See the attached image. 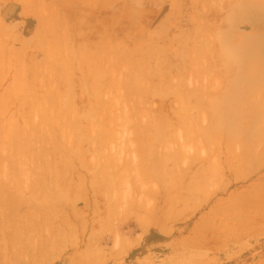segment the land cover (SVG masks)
I'll list each match as a JSON object with an SVG mask.
<instances>
[{
	"label": "rangeland",
	"instance_id": "rangeland-1",
	"mask_svg": "<svg viewBox=\"0 0 264 264\" xmlns=\"http://www.w3.org/2000/svg\"><path fill=\"white\" fill-rule=\"evenodd\" d=\"M57 49L60 53H57ZM173 66L174 68H172ZM96 70L98 71L96 72ZM171 73L173 74L171 75ZM99 76L102 79L101 82ZM128 76L133 80H130ZM97 78L98 81L95 80ZM140 80H142L141 83ZM121 81L126 82L125 86ZM127 81L132 82L129 84ZM100 83L102 84L99 87ZM149 83L151 86L148 85ZM120 84H122V88H120ZM160 84L163 85L160 86ZM165 84L168 89L164 86ZM116 85L120 87L116 88ZM142 85L145 86L142 87ZM149 86L153 89H151L152 92H149L151 95H148L147 92V89H150ZM94 96H97V99L94 98V100ZM24 99L26 100L25 104L23 103ZM34 99L36 102L38 101L39 106ZM39 101L41 102L39 103ZM145 101L148 102L147 106H145ZM186 105L187 107H183ZM35 107L37 108L35 109ZM195 108L198 112L193 111ZM7 109L9 112H6ZM31 109H34L33 112L39 110L40 114H35V112L33 114ZM93 110L96 111L95 114L92 113V116L95 115V119H91L92 116H89ZM44 113H46L45 117ZM51 113L52 115H50ZM42 115L45 119L47 116L52 117L51 122L46 120V124L48 122L49 125V127L46 125V131L41 128L45 124ZM60 115L63 117L60 118ZM56 116H59L61 124L57 123L59 120ZM195 116H199L198 122L195 120ZM98 117L99 120H97ZM189 118L191 119L189 120ZM170 119L176 121V126L161 129L162 120ZM176 119L182 123L179 124ZM15 121L17 124L20 122L19 126L15 124ZM72 122L76 127H73ZM96 124L102 126L97 125L96 127ZM133 125L134 127H132ZM17 126L20 130L15 131L16 128L18 129ZM65 126L66 129H63ZM68 126L74 132L77 130L75 134L73 131H69ZM8 128L14 129L15 135L13 140L7 144L9 147H5L8 149L4 150L2 143ZM92 128L96 130V135H94L95 130L90 132ZM132 129L136 131L132 132ZM24 130L25 132H23ZM173 130L176 133H173ZM43 132H46V136L40 138L47 139L46 145H50L49 148L53 149V152L52 149L49 151L52 154L48 155L47 153L48 157L46 158L45 152H48L49 148L45 146V140H39V136L45 135ZM69 132L73 133V139ZM61 133L65 135V145V142L63 143L65 139L61 140ZM85 133H90L89 140L91 141H83L86 140ZM120 133V136H129L130 134L133 136L132 138H118ZM33 134L39 135H36L38 138ZM67 134L71 135L68 137ZM135 135L138 137L136 138ZM160 135L163 136L162 139H159ZM184 135L186 139H184ZM0 136V143L2 141L0 155L3 158L7 157L8 165H4L7 160H2V157H0V164L8 169L10 165H14L13 169H15L12 172L10 171L12 168H10L9 173H7L8 170L2 173L7 168L0 165L4 170H0V175L3 174L0 177V264H264V0H0ZM70 138L73 141L71 142L73 146L69 145L72 146V150L71 147H68L71 151L67 148L68 141H71ZM123 138H126V142L129 143L121 140ZM52 139H55L54 143L58 139L61 144L58 141L55 144L50 142ZM28 140H31V144ZM158 140L162 141L161 145L156 143ZM131 141L132 145H130ZM14 142L16 143L14 144ZM18 142H23V145ZM41 142L42 144H40ZM100 142H107V144L104 145ZM185 142L187 146H183L186 145ZM124 143L127 147L128 145L131 148L135 145L136 148L140 147L138 150L135 147H133L134 149L129 147L131 150L127 151ZM16 144L23 148L17 146L15 149L14 147V152L12 146H16ZM43 144L46 149L41 147ZM121 144L124 146L122 147ZM36 145L39 146L37 153L42 152L38 149H43L42 156L45 159H39L41 155H36ZM54 145L58 146V149ZM59 146L62 147L59 148ZM98 146L102 151H99ZM106 146L112 147L113 150L112 148L106 149ZM115 146H117L116 149H114ZM119 147H122V149L120 148L121 155H118ZM124 147L126 148L124 149ZM197 147H199L198 150ZM188 148L189 150H187ZM59 149H62L63 152L62 150L60 152ZM146 149L149 155L151 154L147 156L151 163L145 156V154L148 155L147 151H144ZM174 150L178 154V150H180L184 154L183 157L186 156L181 157L179 160L181 163H173L172 159L167 158L169 155L174 156ZM72 151L76 152L75 156L81 152L82 157L77 156V159ZM86 151L87 153H85ZM129 151L131 154L136 152L139 155L135 154L139 158L138 161L136 159L133 161L132 158L135 156L131 154L130 158ZM140 151L141 153H138ZM32 153L33 157L37 158L36 161L32 157ZM55 153H60V158L56 157L58 155ZM92 153L97 154L96 157ZM110 154L114 155L113 158ZM14 155L20 157L17 160L21 159L22 161L24 157L29 160L26 162L24 158L25 163L18 160L22 163L21 165L19 163L21 167L22 165L24 168L27 166L25 169L22 167L24 173L18 163L13 162ZM66 155L68 158L66 157L65 160ZM97 156L98 161H95ZM141 156H145L144 159L146 158L148 164L144 163L145 160L143 162ZM10 157L14 158L11 164H9ZM54 157L55 159H53ZM61 157V161L63 158L65 160L62 163ZM127 158L134 163L137 162L135 163L137 166L130 160L131 164L126 160ZM47 159L51 161V164H54L47 167L50 170L51 167H55L53 169L59 172L53 176L51 173L55 171L48 170L51 175H48L47 172L45 176L42 175L45 182L39 176L42 174L39 170L42 169L41 162H46ZM103 159L105 165H108L105 166L106 168L102 163ZM80 160L83 163H80ZM66 161L68 162L67 166L65 165ZM165 161L168 164L164 165ZM95 162H97V166L93 169V166L96 165ZM109 162L111 165L114 164L112 166L114 169L110 168ZM125 162L132 166L125 167ZM70 163L72 165H68ZM44 164L43 168L46 165ZM90 164L93 165L90 166ZM147 165L150 167V169L147 168L148 171L151 170L148 172L149 177H145L144 174L147 170H143V167L145 168ZM68 166H71L74 171L77 167V171L74 172L69 167L73 171L70 173ZM134 166L142 170L140 171ZM126 168L130 172V168L133 170V178L126 176L133 173L126 171ZM136 170L140 172L141 177ZM143 171L144 173H142ZM19 172L20 176L24 174L27 180L25 178L20 180ZM30 172L31 175L37 173L33 175L36 179L29 175ZM101 172L109 176L106 178V174L104 175L107 181L101 177L103 176ZM181 173H185V177L184 174L181 176ZM4 174H6V178ZM65 175L67 177L71 175L74 180L73 185L72 178L68 180ZM152 175L153 177L157 176L153 179ZM173 175L179 177L177 182L173 180ZM92 176H96V178H90ZM117 176H121L123 179L117 178ZM29 177L32 181L28 180ZM83 178L86 180V187ZM167 178H172V182ZM98 179L99 182H102L101 184L104 183L103 185L107 182L106 185H108L111 182L112 184H109L110 191L104 186L101 188L104 189L103 191L100 187L96 188L94 183L100 185ZM147 179L152 181L149 180L150 183H148ZM58 180L61 184L58 183ZM90 181L95 182L90 183ZM115 181L116 184H114ZM146 181L147 183H145ZM27 182L31 183L26 184ZM44 182L47 185L51 184L49 188L53 191L56 186L58 192L55 193V197L54 194L53 197L51 196V193L55 191L48 192V186H45ZM170 182L175 185H171ZM62 183L64 186L68 185L65 186L66 190ZM31 184L35 185L37 190ZM126 184L129 186L125 187ZM53 185L54 187H52ZM111 185L114 186V190H111ZM100 186L102 187V185ZM179 186L184 188L185 201L178 202V205L175 203V208L173 204H169L170 206L166 204L164 199L168 194L169 198L173 199L174 194L171 193H175L176 188L181 189ZM42 187L45 188V190L43 189L45 192L40 191ZM167 187L168 189L173 187V190L167 192ZM158 188L160 189L158 193L161 196L151 193ZM86 190L89 192L86 193ZM106 190L108 192H105ZM149 190L152 199L150 195H146V191ZM81 191L83 192L81 193ZM109 192H112L110 193L111 197ZM158 193L156 192V194ZM37 194L45 196L38 199L39 196L36 198L34 196ZM32 195L35 201L40 204H44L46 200L45 204H51V206L45 204L41 206L38 203H33L34 201H31V204ZM153 195L161 202L156 200ZM148 196L151 199V201L148 199L150 202L146 200ZM102 197L104 200L108 197L109 200H101ZM23 198H28V200ZM154 200L158 203H155ZM134 201L142 204L145 202L147 209L154 203L158 205L154 206L156 210L153 205L151 206L154 213L147 212L145 204V209L142 208L143 205L140 206L141 210L145 211L136 210L138 211L136 213L133 210L139 207L138 204H134ZM94 203L96 206H93ZM103 204L107 205L104 207ZM133 204L135 207L131 206ZM38 205L40 206L38 207ZM165 205H168L167 207L172 208L173 211H166L169 209H166ZM86 206L91 209H87ZM115 206L117 207L115 208ZM129 206L134 209L128 212ZM94 208L98 209L95 210L97 212L94 211ZM164 209H166L165 212H168L167 215L169 213L172 215L167 217H171V219H163L166 217V215L162 216ZM176 209L177 212H175ZM74 212L77 213V216ZM146 212L149 215V220L152 219V221H148L153 224H147ZM26 213H31L34 218L32 216V219L27 218L31 214L27 215ZM37 213L38 216H36ZM23 214H26V218ZM85 214L88 215L85 216ZM113 214L114 216H112ZM20 215L22 216L20 217ZM48 217L53 218L49 219ZM23 219H26V222ZM27 219L28 224H26ZM45 219L49 223H46ZM161 220L166 224H162ZM32 221L33 223H31ZM43 221L45 222L43 223ZM41 224L44 227H41ZM17 227L18 229L24 228L25 232L20 229L21 232H18ZM15 228L18 234L15 232ZM36 228L39 230L35 231ZM15 234L18 235L21 245L14 240L13 235ZM30 236L32 240L34 239V244ZM25 239L27 243L24 242ZM21 246L24 247L21 248ZM22 249L25 250L21 251ZM97 252L100 253L97 254ZM101 256H104L103 259Z\"/></svg>",
	"mask_w": 264,
	"mask_h": 264
},
{
	"label": "bare ground",
	"instance_id": "bare-ground-1",
	"mask_svg": "<svg viewBox=\"0 0 264 264\" xmlns=\"http://www.w3.org/2000/svg\"><path fill=\"white\" fill-rule=\"evenodd\" d=\"M55 44H56V43H55ZM52 46H53V45H52ZM56 48H57V47H56ZM57 50H58V49H57ZM49 52H50V51H49ZM55 52H56V51H55ZM58 52H59V50L57 51V53H58ZM53 53H54V52H53ZM59 53H60V52H59ZM181 53H182V52H181ZM50 54H51V53H50ZM186 54H187V53H186ZM54 55H55V54H54ZM60 55H61V54H60ZM55 56H56V55H55ZM57 57H58V56H57ZM59 57H60V56H59ZM59 57H58V58H59ZM53 59H54V58H53ZM60 61H61V60H60ZM144 62H145V61H144ZM175 63H176V62H175ZM175 63H174V65H175ZM177 63H178V62H177ZM59 64H60V63H58V65H59ZM178 64H179V63H178ZM178 64H177V68H178ZM60 65H61V64H60ZM141 65H142V64H141ZM187 65H188V64H187ZM62 66H63V65H62ZM43 67H44V66H43ZM47 67H48V66H47ZM156 67H157V65H156ZM158 67H159V66H158ZM138 68H139V67H138ZM172 68H174V66H173ZM156 69H157V68H156ZM161 69H162V68H161ZM179 69L181 70V68H179ZM41 70H42V68H41ZM47 70H48V69H47ZM97 71H98V70H96V72H97ZM138 71H140V70H138ZM160 71H161V70L159 69V73H160ZM162 71H164V70H162ZM171 71H172V70H171ZM188 71H189V70H188ZM164 72H165V71H164ZM185 72H186V71H185ZM162 73H163V72H162ZM168 73H169V72H168ZM98 74H99V73H98ZM172 74H173V73H171V75H172ZM171 75H170V76H171ZM175 75H176V74H175ZM96 76H97V74H96ZM141 76H142V75H141ZM151 76H152V75H151ZM177 76H178V75H177ZM99 77H100V76H99ZM128 77H130V76H128ZM149 77H150V76H149ZM160 77H161V76H160ZM94 78H96V77H94ZM94 78H93V79H94ZM170 78L172 79V77H170ZM131 79H132V78L130 77V80H131ZM95 80L98 81V78L95 79ZM132 80H133V79H132ZM142 80H143V79H142ZM142 80H140V83H141ZM159 80H160V82H161V78H160ZM40 81L42 82L43 80H40ZM99 81H100V82L102 81L101 77H100V80H99ZM125 81H126V80H125ZM134 81H135V80H134ZM191 81H192V80H191ZM19 82H20V81H19ZM121 82L123 83V81H121ZM127 82H128V81H127ZM131 82H132V81H130V82H128V83L130 84ZM186 82H187V81H186ZM21 83H22V82H21ZM97 83H99V82H97ZM124 83H126V82H124ZM124 83H123V86H125ZM161 83H162V82H161ZM179 83H180V82H179ZM179 83H178V84H179ZM190 83H191V82H190ZM40 84H41V83H40ZM101 84H102V83L99 84V87L101 86ZM109 84H110V83H109ZM132 84H133V83H132ZM132 84H131V85H132ZM121 85H122V84H120V86H121ZM148 85H150V83H149ZM161 85H163V84H160V86H161ZM179 85H181V84H179ZM116 86H117V85H116ZM120 86L118 85L116 88H119ZM127 86H130V85H127ZM143 86H145V85H142V87H143ZM150 86H151V85H150ZM150 86H149V88H150ZM164 86L167 87V84H165ZM173 86H174V85H173ZM173 86H172V87H173ZM133 87H134V86H133ZM170 87H171V86H170ZM120 88H122V86H121ZM137 88H138V87H137ZM140 88H141V87H140ZM145 88H147V87H145ZM127 89H129V88H127ZM138 89H139V88H138ZM151 89H152V88L147 89V92H148V93H149L150 91L152 92L153 89H152V90H151ZM161 89H162V87H161ZM164 89H165V87L163 88V90H164ZM167 89H168V87H167ZM184 89H185V88H184ZM144 90H145V89H144ZM148 90H149V91H148ZM133 91L135 92V90H133ZM138 91H139V90H138ZM165 91H167V90H165ZM186 91H187V89H186ZM136 92H137V91H136ZM145 92H146V90H145ZM44 94H45V93H44ZM94 95H95V91H94ZM116 95H117V94H116ZM119 95H120V94H119ZM148 95H151V94L149 93ZM148 95H147V96H148ZM186 95H187V94H186ZM26 96H28V95H26ZM43 96H44V95H43ZM45 96H46V95H45ZM141 96H142V95H141ZM143 96H144V95H143ZM116 97H117V96H116ZM148 97H150V96H148ZM36 98H37V97H36ZM91 98H92V97H91ZM94 98L97 99V96H94L93 99H94ZM152 98H153V97H152ZM189 98H191V97H189ZM25 99H26V98H25ZM25 99L23 100V103H24V104L26 103L25 101L28 99V97H27L26 100H25ZM68 99H69V98H68ZM95 99H94V100H95ZM44 100H45V99H44ZM122 100H123V99H122ZM149 100H151V99H149ZM152 100H153V99H152ZM177 100H179V99H177ZM177 100H176V101H177ZM187 100H188V99H187ZM34 101H35V99H34ZM34 101H33V102H34ZM113 101H114V100H113ZM117 101H119V100H117ZM176 101H175V102H176ZM35 102H36V101H35ZM40 102H41V101H39V103H40ZM121 102H122V101H121ZM140 102H141V101H140ZM142 102H143V100H142ZM142 102H141V103H142ZM150 102H151V101H150ZM167 102H168V101H167ZM175 102H174V103H175ZM179 102H180V101H179ZM36 103L38 104V101H37ZM36 103H35V104H36ZM119 103H120V102H119ZM119 103H118V104H119ZM147 103H148V102H147ZM147 103H146V101H145V106H147ZM181 103H183V102H181ZM188 103H189V102H188ZM24 104H22V106H24ZM33 104H34V103H33ZM41 104H42V103H41ZM151 104L153 105L152 102H151ZM27 105H28V104H27ZM31 105H32V103H31ZM113 105H114V104H113ZM124 105H125V104H124ZM142 105H143V104H142ZM173 105H175V104H173ZM179 105H180V104H179ZM190 105H191V104H190ZM19 106H20V105H19ZM22 106H21V107H22ZM36 106H37V105H36ZM38 106H39V104H38ZM41 106H42V105H40V107H41ZM119 106H120V104H119ZM180 106H181V105H180ZM191 106H192V105H191ZM27 107H28V106H27ZM137 107H138V106H137ZM139 107H141V106H139ZM148 107H149V106H148ZM181 107H182V106H181ZM183 107H187V105H186V106H183ZM192 107H193V106H192ZM24 108H25V106H24ZM36 108H37V107H35V109H36ZM42 108H43V106H42ZM42 108H41V109H42ZM112 108H113V107H112ZM176 108H177V107H176ZM93 109H94V108H93ZM120 109H121V107H120ZM178 109H179V108H178ZM178 109H177V110H178ZM193 109H194V107H193ZM7 110H8V109H7ZM33 110H34V109H31V112L34 114L35 111L33 112ZM44 110H45V109H44ZM64 110H65V109H64ZM66 110H67V109H66ZM90 110H91V109H90ZM90 110H89V111H90ZM97 110H98V108H97ZM140 110H141V109H140ZM155 110H156V109H155ZM179 110H180V109H179ZM187 110H188V109H187ZM37 111H38V112H37ZM37 111L35 112V114H40V111H39V110H37ZM47 111H48V110H47ZM105 111H106V110H105ZM116 111H117V109H116ZM138 111H139V110H138ZM193 111H194V112H198V110H197L196 108H195V110H193ZM6 112H9V110L6 111ZM23 112H24V110H23ZM44 112H45V111H44ZM57 112H58V111H57ZM60 112H61V111H60ZM65 112H66V111H65ZM67 112H68V110H67ZM67 112H66V115H68ZM131 112H132V111H131ZM194 112H192V113H194ZM18 113H19V112H18ZM68 113H69V112H68ZM87 113H88V112H87ZM92 113L95 114L96 111L93 110V111L91 112V114H89V116H92ZM108 113H109V112H108ZM122 113H123V112H122ZM150 113L152 114L151 111H150ZM181 113H182V111H181ZM181 113H180V114H181ZM184 113H186V112L184 111ZM187 113H188V112H187ZM187 113H186V114H187ZM42 114H43V113H42ZM47 114H49V113H47ZM57 114H58V113H57ZM63 114H64V113H63ZM63 114H61V115H63ZM69 114H70V113H69ZM114 114H115V113H114ZM133 114H134V113H133ZM188 114H189V113H188ZM19 115H20V113H19ZM50 115H52V113H51ZM54 115H55V114H54ZM61 115H60V118L63 117V116L61 117ZM102 115H103V114H102ZM104 115H105V114H104ZM139 115H140V114H139ZM152 115H153V114H152ZM152 115H151V116H152ZM154 115H156V114H154ZM194 115H195V113H194ZM40 116H41V115H40ZM45 116H46V113H44V117H45ZM64 116H65V115H64ZM68 116H69V115H68ZM93 116H94V117H93ZM93 116H92L91 119H95V115H93ZM98 116H100V115L98 114ZM127 116H128V115H127ZM132 116H133V115H132ZM179 116H180V115H179ZM24 117H26V116L24 115ZM42 117H43V115H42ZM44 117H43V118H44ZM58 117H59V116H56L57 119H58ZM70 117H71V116H70ZM104 117H105V116H104ZM128 117H129V116H128ZM195 117H196V116H195ZM198 117H199V116H198ZM198 117L195 118V120H196L197 122H198V120H197ZM43 118H42V119H43ZM48 118H49V119H48ZM51 118H52V117H50V116L48 117V116H47L46 119H45V118L43 119V120H44V123H45V124L42 123V124H44V126L41 127V128H44L43 131H44V130H45V131L47 130V129H45V127H46V125H48V122H51V120H50ZM54 118H55V117H54ZM68 118H69V117H68ZM106 118H107V117H106ZM109 118H110V116H109ZM113 118H114V117H113ZM133 118H134V117H133ZM151 118H152V117H151ZM153 118H154V117H153ZM179 118H180V117H179ZM179 118H178V119H179ZM185 118H186V117H185ZM42 119H41V120H42ZM63 119H64V118H63ZM70 119H71V118H70ZM115 119H116V118H115ZM121 119H123V118H121ZM171 119H172V118H171ZM171 119L168 120V121H167V120H166V121H165V120H162L163 123L160 122V123H161V124H160V128H161V129H164V128H167V127H172V126H174V125L176 126V124H175L176 121H173V120H171ZM178 119H176V120H178ZM186 119H187V118H186ZM190 119H191V118H189V120H190ZM193 119H194V117H193ZM13 120H14V119H13ZM28 120H30V119H28ZM46 120H50V121H48L47 124H46ZM58 120H59V119H58ZM61 120H62V119H61ZM66 120H67V116H66ZM72 120H73V118H72ZM97 120H99V117H98ZM102 120H103V119H102ZM106 120H107V119H106ZM128 120H129V119H128ZM182 120H184V119L182 118ZM17 121H18V120H17ZM39 121H40V120H39ZM54 121H56V120L54 119ZM63 121H64V120H63ZM68 121H70V120H68ZM113 121H114V119H113ZM118 121H119V120H118ZM132 121H133V120H132ZM150 121H153V120L150 119ZM150 121L148 120V122H150ZM28 122H29V121H28ZM28 122H27V123H28ZM60 122H61V121L59 120V122H57V123L59 124ZM120 122H121V121H120ZM187 122H188V121H187ZM19 123H20V122H19ZM19 123L17 124V122L15 121V124H17L18 126H19ZM23 123H25V122H23ZM27 123H26V124H27ZM39 123H40V122H39ZM55 123H56V122H55ZM63 123H64V122H63ZM70 123H71V122H70ZM73 123H74V122H72V125H73ZM90 123H91V122H90ZM90 123H89V124H90ZM93 123H94V122H93ZM98 123H99V122H98ZM113 123H115V122H113ZM127 123H128V122H127ZM178 123L180 124V123H182V121L179 122V120H178ZM183 123H184V121H183ZM36 124H38V123H36ZM50 124H51V123H50ZM52 124H53V122H52ZM60 124H61V123H60ZM111 124H112V123H111ZM153 124H154V123H153ZM155 124H156V123H155ZM53 125H54V124H53ZM69 125H71V124H69ZM90 125H91V124H90ZM90 125H89V127H90ZM92 125H93V124H92ZM97 125L102 126V125H100V124H96V127H97ZM103 125H104V124H103ZM137 125H138V124H137ZM18 126H17V127H18ZM38 126H39V125H38ZM63 126H64V125H63ZM74 126L76 127V125H73V127H74ZM99 126H98V127H99ZM107 126H108V125H107ZM111 126H112V125H111ZM111 126H110V127H111ZM127 126H128V125H127ZM140 126H141V125H140ZM4 127H5V126H4ZM9 127H10V126H9ZM48 127H49V125H48ZM51 127H52V126H51ZM57 127H59V126H57ZM68 127H69V126H68ZM77 127H78V126H77ZM94 127H95V126H94ZM94 127H93V128H94ZM96 127H95V129H96ZM104 127H105V126H104ZM125 127H126V126H125ZM125 127H124V128H125ZM132 127H134V125H133ZM137 127H139V126H137ZM147 127H148V126H147ZM158 127H159V125H158ZM13 128H14V127H13ZM24 128H25V127H24ZM24 128H23V129H24ZM28 128H29V127H28ZM36 128H37V127H36ZM53 128H54V126H53ZM71 128H72V127H71ZM93 128H92V131H90L91 133L93 132V130H95V129H93ZM100 128H101V127H100ZM102 128H103V127H102ZM124 128H123V129H124ZM127 128H128V127H127ZM10 129H12V128H8V131H6L7 133L5 134V140H3V143H2V141H1L2 145L4 146V150L8 149L9 146H8L7 144L13 140L14 135H15V134H14L15 131L20 130L19 127H18V129L16 128L15 131H14V129H13V130H10ZM32 129H33V125H32ZM57 129H58V128H57ZM63 129H66V126H65V128H63ZM63 129H62V130H63ZM69 129H70V127H69ZM69 129H68V130H69ZM90 129H91V128H90ZM140 129H141V128H140ZM4 130H5V129H4ZM4 130H3V131H4ZM25 130L28 132V130H27L26 128H25ZM25 130H24L23 132H25ZM33 130H34V129H33ZM38 130H39V128H38ZM99 130H100V129H99ZM110 130H111V129H110ZM152 130H153V128H152ZM175 130H176V129H175ZM175 130H173L172 132L174 133ZM48 131H49V130H48ZM65 131H66V130H65ZM69 131L72 132L73 130L70 129ZM76 131H77V130H75V132H76ZM120 131H122V130H120ZM129 131H130V130H129ZM134 131H136V130H134ZM134 131H133V129H132V132H134ZM137 131H138V130H137ZM140 131H141V130H140ZM154 131H155V129H154ZM19 132H20V131H19ZM37 132H39V131H37ZM41 132H42V130H41ZM41 132H40V133H41ZM52 132H53V131H52ZM61 132H62V131H61ZM71 132H69V133H71ZM73 132H74V131H73ZM75 132H74V134H75ZM94 132H95L94 135H96V133H97L96 130H95ZM108 132H109V131H108ZM124 132H125V131H124ZM130 132H131V131H130ZM150 132H151V131H150ZM150 132H149V133H150ZM32 133H33V132H32ZM40 133H37V134H40ZM43 133H44L45 135H41V134H40L41 136H39V135H37V134H33V135H35V136H36V135L39 136V140H40V139L42 140V138H40V137H44V136H46V132H43ZM47 133H48V132H47ZM49 133H50V135H51V132H49ZM53 133H54V132H53ZM53 133H52V134H53ZM63 133H64V131H63ZM66 133H67V132H66ZM69 133H68V134H69ZM112 133H113V132H112ZM117 133H118V131H117ZM135 133H136V132H135ZM137 133H138V132H137ZM137 133H136V134H137ZM142 133H143V132H142ZM175 133H176V132H175ZM181 133L183 134V132H181ZM200 133H201V132H200ZM17 134H19V133H17ZM24 134H25V133H24ZM54 134H55V133H54ZM54 134H53V136H54ZM61 134H62V133H61ZM64 134H65V133H64ZM64 134L61 135V140H62V139H65V138H64V136H65ZM68 134H67V135H68ZM71 134H72V135H71ZM71 134H70V135L72 136V139H73V133H71ZM106 134H107V133H106ZM108 134H109V133H108ZM113 134H114V133H113ZM113 134H112V135H113ZM125 134L127 135V133H125ZM153 134H155V133H153ZM188 134H189V133H188ZM28 135H29V134H28ZM30 135H31V134H30ZM47 135H49V134H47ZM70 135H68V137H69ZM104 135H105V131H104ZM115 135H116V133H115ZM120 135H121V133L119 134L118 138H119V137H131V138H132V136H133V134H132V136H130L131 134H130L129 136H125V135L120 136ZM139 135H140V134H139ZM143 135H144V134H143ZM186 135H187V134H186ZM195 135H196V134H195ZM1 136H4V135H1ZM1 136H0V137H1ZM37 136H36V137H37ZM51 136H52V135H51ZM51 136H50V138H51ZM56 136H57V135H56ZM62 136H63V137H62ZM84 136H85V139H86V140H83V141H88V140L90 139V137H89V136H90V133H85ZM92 136H93V135H92ZM105 136H106V135H105ZM113 136H114V135H113ZM113 136H112V137H113ZM135 136H136V135H135ZM135 136H134V138H135ZM140 136H141V135H140ZM144 136H145V135H144ZM150 136H151V135H150ZM182 136H183V135H182ZM184 136H185V135H184ZM190 136H191V135H190ZM68 137H67V138H68ZM93 137H94V136H93ZM96 137H97V136H96ZM107 137H109V136L107 135ZM112 137H111V138H112ZM137 137H138V136H136V138H137ZM193 137H194V136H193ZM193 137H192V139L194 140ZM195 137H197V136H195ZM3 138H4V137H3ZM16 138H17V137H16ZM18 138H19V137H18ZM18 138H17V139H18ZM37 138H38V137H37ZM46 138H47V137H46ZM48 138H49V136H48ZM55 138H57V137H55ZM74 138H75V137H74ZM94 138H95V137H94ZM105 138H106V137H105ZM105 138H104V139H105ZM151 138H152V137H151ZM162 138H163V136L160 135L159 139H162ZM175 138H176V137H175ZM181 138H182V137H181ZM204 138H205V137H204ZM22 139H23V140H26L25 138H22ZM34 139H35V138H34ZM104 139H103V140H104ZM112 139H113V138H112ZM125 139H126V138H123V139H121V140H124L125 143H129V142H126ZM127 139H129V138H127ZM140 139H141V138H140ZM176 139H177V138H176ZM182 139H183V138H182ZM184 139H186V136H185ZM35 140H36V139H35ZM35 140H34V141H35ZM44 140H45V139H44ZM44 140H42V141H44ZM49 140H51V139H49ZM54 140H55V139H54ZM54 140L52 139V141H50V142H53ZM70 140H71V138H70ZM79 140H80V139H79ZM93 140H94V139H93ZM121 140L119 139V143H120ZM167 140L170 141V139H168V138H167ZM34 141H32V142H33L32 144H34ZM46 141H48V140H47V139L45 140V143H44L45 146H47V145H46ZM57 141H58V139H57ZM57 141H55V143H56ZM77 141H78V140H77ZM89 141H91V140H89ZM98 141H100V140H98ZM105 141H106V139H105ZM142 141H143V140H142ZM142 141H141V142H142ZM173 141H174V140H173ZM16 142H17V141H16ZM16 142H14V144H15ZM20 142H21V141H20ZM20 142H18V143H20ZM28 142H30V144H31V140H30V141L28 140ZM39 142H40V141H39ZM39 142H38V143H39ZM58 142L61 144L60 141H58ZM64 142H65V143H64ZM69 142H70V143H69ZM71 142H73V141H72V140H71V141H68V144H67L68 146H67V148H68V147H69V148L71 147V150H72L73 143H71ZM95 142H97V141L95 140ZM115 142H116V141H115ZM122 142H123V141H122ZM186 142H187V141H186ZM186 142H185V144H186ZM188 142H189V140H188ZM1 143H0V144H1ZM22 143H23V142H22ZM22 143H20V144H22ZM47 143H48V142H47ZM53 143H54V142H53ZM55 143H54V144H55ZM63 143H64V145L66 144V139L63 140ZM80 143H81V142H80ZM85 143H86V142H85ZM90 143H91V142H90ZM92 143H93V142H92ZM100 143H101V144L104 143V145L107 144V142H100ZM105 143H106V144H105ZM125 143H124V145H125ZM137 143H138V142H137ZM156 143L159 144V145H161V144H162V141L158 140ZM164 143H165V142H164ZM182 143H184V140H182ZM14 144H13V145H14ZM36 144H37V142H36ZM40 144H42V142H41ZM44 144H43V146L41 145V147H43L44 149H46V147L44 146ZM57 144H58V143H57ZM57 144H56V145H57ZM60 144H58V145H60ZM70 144H72V146H69ZM144 144H145V143H144ZM166 144H167V143H166ZM168 144H169V142H168ZM22 145H23V144H22ZM56 145H54V147H55V148L57 147V149H58V146H56ZM76 145H77V143H76ZM94 145L96 146V144H94ZM99 145H100V144H99ZM121 145H122V144H121ZM124 145H122V147H123ZM127 145H128V144H127ZM130 145H132V141H131ZM134 145H135V144H134ZM142 145H143V144H142ZM142 145H141V146H142ZM182 145H183V144H182ZM188 145H189V144H188ZM6 146H8V147L5 149ZM17 146L19 147L18 144H16V146H12V148H13L12 150H14V147H15V149H16ZM62 146H63V144H62ZM62 146H59V148L62 147ZM79 146H80V144H79ZM101 146H102V145H101ZM109 146H110V144H109ZM112 146H113V145H112ZM125 146H126V145H125ZM135 146H136V145H135ZM135 146H133V147H135ZM143 146H144V145H143ZM148 146H150V145H148ZM168 146H169V145H168ZM183 146H187V144H186V145H183ZM38 147H39V146H38ZM38 147H37V145H36V149H35V150H36V155H37V154L41 155V157H39V159H40V158H41V159H45L46 157H48L49 154H50V155L52 154V153H49V151L52 149V148H51V149L49 148L50 145L47 146V148H49L48 152H47L46 150H44V151H46V152H45V153H46L45 158L42 156V154H44L43 149H38V150H42L43 153H42L41 151H40V153H37V148H38ZM96 147H97V146H96ZM116 147H117V146H115L114 149H116ZM122 147H119V151H120V148L122 149ZM126 147H127V146H126ZM126 147H124V149H125ZM129 147H130V146L128 145V147H127V149H126L127 151H128V149H129ZM133 147H132V148L130 147V148H131V149H134ZM139 147H140V146H137V148L135 147V149L138 150ZM176 147H177V146H176ZM19 148H23V147L21 146V147H19ZM27 148H29V147H27ZM31 148H32V147H31ZM63 148H64V150H65V147H63ZM69 148H68V150H69ZM75 148H76V147H75ZM98 148H99V146H98ZM101 148H102V147H101ZM107 148H109V147L106 146V149H107ZM110 148H112V147H110ZM110 148H109V149H110ZM141 148H142V147H141ZM147 148H148V147H147ZM157 148H158V147H157ZM165 148H167V147H165ZM178 148L180 149V146H179ZM184 148H185V147H183V149H184ZM2 149H3V148H2ZM2 149H1V150H2ZM33 149H34V148H33ZM33 149H30V150H33ZM94 149H95V147H94ZM99 149H100V148H99ZM131 149H129V150H131ZM144 149H145V147H144ZM161 149H162V147L160 148V150H161ZM176 149H177V148H176ZM181 149H182V148H181ZM198 149H199V147H197V150H198ZM4 150H3V151H4ZM55 150H56V149H55ZM55 150H54V151H55ZM59 150H60V149H59ZM61 150H62V149H61ZM61 150H60V152H61ZM71 150H69V151H71ZM91 150L93 151L92 148H91ZM95 150H96V149H95ZM112 150H113V148H112ZM117 150H118V149H117ZM137 150H136V152H137ZM141 150H143V149H141ZM167 150H168V149H167ZM184 150H186V148H185ZM187 150H189V148H188ZM19 151H20V150H19ZM28 151H29V150H28ZM33 151H34V150H33ZM51 151L53 152V149H52ZM65 151H66V150H65ZM99 151H102V150L100 149ZM99 151H98V152H99ZM115 151H116V150H115ZM122 151H124V150H122ZM127 151H124V152H127ZM144 151H147V153H148V150H147V149L144 150ZM164 151H165V150H164ZM169 151H170V149H169ZM169 151H168V152H169ZM178 151H179V154H178V153H175L176 150H174V151H173V153H175L174 156H173V155L170 156V155L168 154L169 157H167V155H166V157L172 159V162H173V163H176V162L181 163V161H179V160L181 159V157H183L184 154H182V152H181L180 150H178ZM178 151H177V152H178ZM14 152H15V150H14ZM25 152H26V149H25ZM25 152H24V153H25ZM58 152H59V151H58ZM62 152H63V150H62ZM72 152H73V151H72ZM129 152H130V151H129ZM136 152H135V154L138 155ZM158 152H159V151H158ZM180 152H181L182 156H181ZM183 152H184V151H183ZM197 152H198V151H197ZM199 152H200V151H199ZM47 153H48V155H47ZM74 153H76V152H73V153H72V154L74 155V157L81 156V152H79L76 156H75ZM85 153H87V151H86ZM101 153H102V152H101ZM101 153H100V154H101ZM118 153H119V152H118ZM133 153H134V152H133ZM133 153L131 154V152H130L129 155L131 154V155H133V156L136 157V155L133 154ZM138 153H141V151L138 152ZM145 153H146V152H145ZM145 153H142V154L144 155ZM150 153H151V152H150ZM173 153H172V154H173ZM185 153H186V152H185ZM53 154H54V153H53ZM56 154L58 155V156H56V157H59V154H60V153H59V154H58V153H55V155H56ZM92 154H94L95 157H96V155H97V154L95 155V153H92ZM100 154H99V155H100ZM108 154H109V151H108ZM176 154H178V155H176ZM197 154H198V153H197ZM20 155H21V154H20ZM23 155H24V154H23ZM27 155H28V154H27ZM33 155H34V154L32 153V157H33ZM99 155H98V156H99ZM103 155H104V154H103ZM110 155H111V154H110ZM114 155H115V153H114ZM114 155H111L112 158H113ZM118 155H121V151H120V153H119ZM131 155H130V158L132 157ZM150 155H151V154H150ZM150 155H149V153H148V155L145 154V156H146V158H147L148 161H149V158H148L147 156H150ZM179 155H180V156H179ZM12 156H13V155H12ZM15 156H16V155H14V158H15V159L12 158V157H10V158H11V159H10L11 162H10L9 164H11V163H13V162H16V163H18V165H19V163H20V165H21V164H22V163H21L22 161H24V163H25V160H26V162L29 161V160H27V159L23 156V157L25 158V160H24V158H23L22 161H21V159H20V160L18 159L19 161H21V162H18L17 158H18L19 156H17V157H15ZM21 156H22V155H21ZM29 156H30V155H29ZM61 156H62V154H61ZM63 156H64V155H63ZM68 156H69V154H68ZM68 156H67V155L65 156V160H66V157L68 158ZM91 156H92V155H91ZM91 156H90V157H91ZM98 156H97V160H96V158H95V161H98ZM126 156H127V154H126ZM138 156H139V155H138ZM138 156H137V157H138ZM145 156H143V157L141 156L140 158L143 159V162H144V160H145V162H144L145 164H148V161H147V163H146V158L144 159ZM0 157H2V156L0 155ZM26 157H28V156H26ZM36 157H37V156H36ZM52 157H53V156H52ZM69 157H70V156H69ZM81 157H82V156H81ZM81 157H80V158H81ZM135 157L132 158V160L134 159L133 161H135V159H136V160L139 159V158H137V157L135 158ZM184 157H186V156H184ZM184 157H183V158H184ZM189 157H190V156H189ZM191 157H192V155H191ZM194 157H195V156H194ZM199 157H200V156H199ZM6 158H7V157H4V158L2 157V160H5ZM19 158H20V157H19ZM33 158L35 159V157H33ZM49 158H50V157H49ZM59 158H60V157H59ZM71 158H72V157H71ZM91 158H92V157H91ZM93 158H94V157H93ZM108 158L111 159V157H108ZM119 158H120V156H119ZM119 158H118V159H119ZM121 158H123V157H121ZM164 158H165V157H164ZM0 159H1V158H0ZM13 159H14V161L12 162ZM36 159H37V158H36ZM36 159H35V161H36ZM53 159H55V157H54ZM77 159H78V157H77ZM128 159H129V158H127L126 160H128ZM196 159H197V158H196ZM199 159H201V158H199ZM204 159H205V158H204ZM6 160H7V163H4V165H6V164L8 165V159H6ZM15 160H17V161H15ZM32 160H33V159H32ZM47 160H48V159H47ZM50 160H51V158H50ZM50 160H48L49 162L46 161V162L50 163L49 165H48V163L46 164V162H41V163H42V164H41V165H42V166H41L42 169H40L39 171H41L42 174H41V175L39 174V176H41L42 178H41V177H40V178L43 179V180H44L45 178H43L42 175L45 176L46 172H47L48 175H49L50 172H53V171H52V170H54L53 168H55V167H51V170L49 169V167H50L51 165H54L53 163L51 164V161H52V160H51V161H50ZM61 160H62V157H61L60 161H61ZM65 160H64V158H63V161H65ZM73 160H74V159H73ZM73 160H72V161H73ZM92 160H93V159H92ZM120 160H122V159H120ZM130 160H131V159H130ZM130 160H128V161L130 162ZM132 160H131V161H132ZM187 160H188V159H187ZM187 160H185V161H187ZM191 160H192V158H191ZM193 160H194V159H193ZM202 160H203V159H202ZM33 161H34V160H33ZM35 161H34V162H35ZM44 161H45V160H44ZM63 161H61V163H62ZM67 161H68V160H67ZM67 161L65 162V165H66V163H68ZM103 161H104V159H103ZM108 161H109V159H108ZM113 161H114V160H113ZM133 161H132V162H133ZM137 161H138V160H137ZM195 161H196V160H195ZM203 161H204V160H203ZM0 162H1V161H0ZM79 162H80V163H83L81 160H80ZM89 162H90V160H89ZM110 162H112V161H110ZM110 162H109V163H110ZM119 162H120V161H119ZM149 162H150V161H149ZM161 162H162V159H161ZM165 162H166V161H165ZM191 162H192V161H191ZM198 162H199V161H198ZM2 163H3V162H2ZM44 163H45L46 165H45ZM54 163H55V162H54ZM58 163H59V162H58ZM90 163H91V162H90ZM95 163H96V165L93 166V169H95V168H96L95 166H97V162H95ZM102 163H104V164H103L104 167H105V166H108V165H105V161L102 162ZM106 163H108V162H106ZM112 163H113V162H112ZM115 163H116V162H115ZM122 163H124V162L122 161ZM122 163H119V164L122 165ZM125 163H126V162H125ZM130 163H131V162H130ZM135 163H137V162H135ZM135 163L133 162V164H135ZM140 163L142 164V161L139 162V164H140ZM144 163H143V164H144ZM150 163H151V162H150ZM150 163H149V165H151ZM185 163H186V162H185ZM188 163H189V162H188ZM208 163H209V162H208ZM38 164H39V163H38ZM43 164L45 165V168H46V169L43 168ZM55 164H57V163H55ZM93 164H94V163H93ZM93 164H92V165H93ZM131 164H132V163H131ZM139 164H138V166H139ZM141 164H140V165H141ZM166 164H168V162L164 163V165H166ZM200 164H201V163H200ZM0 165H2V164H0ZM4 165H2V166H4ZM20 165H19V166H20ZM68 165H72V164L70 163V164H68ZM92 165L90 164V166H92ZM103 165H102V166H103ZM110 165H111V163H110ZM113 165H114V164L111 165V167H110L111 169H114V168L112 167ZM115 165H117V164H115ZM121 165H120V166H121ZM127 165L130 166V164L126 163V166H125V167H128ZM135 165H136V164H135ZM177 165H178V164H177ZM180 165H182V164H180ZM188 165H189V164H188ZM2 166H0V167H1L0 170L3 169ZM13 166H14V165H13ZM13 166H12V165L9 166L10 168H12L10 171H12V170L14 171V170H15V169H13ZM47 166H49V167H47ZM57 166H58V165H57ZM66 166H67V165H66ZM66 166H65V167H66ZM75 166H76V165H75ZM87 166H88V165H87ZM131 166H132V165H131ZM131 166H130V167H131ZM136 166H137V165H136ZM136 166H134V168H135ZM143 166H144V165H143ZM196 166H197V165H196ZM196 166H195V167H196ZM5 167H6V166H4V168H5ZM20 167H21V166H20ZM22 167H23V165H22ZM22 167H21V169L24 168V167H23V168H22ZM26 167H27V166H26ZM26 167H25V168H26ZM59 167H60V165H59ZM63 167H64V166H63ZM63 167H62V169L65 168V167H64V168H63ZM69 167L72 169L71 166H68V168H69ZM81 167H82V166H81ZM88 167H89V166H88ZM88 167H86V168H88ZM94 167H95V168H94ZM115 167H116V166H115ZM117 167H119V166H117ZM141 167H142V166H141ZM155 167H156V166H155ZM178 167H179V165H178ZM180 167H182V166H180ZM6 168H7V167H6ZM10 168H9V169H10ZM25 168H24V169H25ZM36 168H37V167H36ZM60 168H61V167H60ZM60 168H59V170H60ZM68 168H67V172L69 173ZM70 168H69V170H70ZM76 168H77V167H75V171H77ZM86 168H85V169H86ZM105 168H106V167H105ZM119 168H120V167H119ZM136 168H137V167H136ZM147 168L150 169V167H149L148 165H147V167H145V168L143 167V170H144V171L147 170L146 173L144 174V175H146L145 177H149L148 172L151 171V170L148 171ZM191 168H192V167H191ZM9 169L7 168V169H5V171L2 170V171H4V172H2V173H5L7 170H8L7 173H9ZM24 169L22 170L23 173H24ZM38 169H39V168H38ZM43 169H44L45 171H44ZM62 169H61V170H62ZM89 169H90V167H89ZM101 169H102V167H101ZM101 169H100V170H101ZM137 169H138V168H137ZM159 169H160V168H159ZM176 169H177V168H176ZM189 169H190V168H189ZM198 169H199V168H198ZM19 170H20V168H19ZM46 170H47V171H46ZM48 170H49L50 172H48ZM57 170H58V169H57ZM72 170H73V169H72ZM72 170H70V173H71ZM107 170H108V168H107ZM125 170L128 171V172H130L129 169H127V168H126ZM130 170H131V172H133V170H132L131 168H130ZM138 170L141 171L142 169L139 168ZM138 170H136V171L139 172ZM166 170H168V168H166ZM210 170H213V169H210ZM217 170H218V169H217ZM13 171H12V172H13ZM36 171H37V170H36ZM36 171H35V172H36ZM42 171H43L44 173H43ZM54 171H55L54 173H51V174H53V176H54V174H56V173L58 174V172H59V171L57 172L56 170H54ZM64 171H66V170H64ZM64 171H62V172H64ZM73 171H74V170H73ZM73 171H72V172H73ZM75 171H74V172H75ZM115 171H117V170H115ZM118 171H119V170H118ZM134 171H135V170H134ZM144 171H143L142 173H144ZM177 171L179 172V170H177ZM180 171H182V170H180ZM20 172H21V170H20ZM20 172H19V176H18V177H20V180H22V179H24V178L26 179V176H25L23 173H22L23 175H21V176H25V177L22 178V177L20 176ZM60 172H61V171H60ZM78 172L80 173V171H78ZM123 172H124V171H123ZM131 172H130V173H131ZM178 172H177V173H178ZM184 172H185V170H184ZM27 173H28V172H27ZM38 173H40V172H38ZM101 173H102V172H101ZM117 173H118V172H117ZM120 173H121V172H120ZM125 173H126V172H125ZM135 173H136V172H135ZM185 173H186V172H185ZM185 173H181V176L184 174V177H185ZM201 173H202V172H201ZM25 174H26V173H25ZM31 174H32V173L30 172L29 175H31ZM35 174H37V173H35ZM35 174L33 173V175H35ZM51 174H50V175H51ZM57 174H56V175H57ZM65 174H67V173H65ZM102 174H103V176H101V177H104V180L107 181L106 178H108L109 176L105 173V174H106V178H105V176H104L105 174H104V173H102ZM113 174L116 176L115 173H113ZM132 174H133V176H131ZM132 174H130V175L127 174L126 176H128V177H132V178H133V177H134V172H133ZM151 174H152V173H151ZM178 174H180V173H178ZM188 174H189V173H188ZM204 174H205V173H204ZM4 175H5V178H6V174H4ZM7 175H8V177H9V174H7ZM12 175H15V176H16V174H13V173H12ZM29 175H28V176H29ZM33 175H31V176H33ZM60 175H61V173H60ZM81 175H82V174H81ZM109 175H110V174H109ZM114 175H113V176H114ZM117 175H119V173H118ZM121 175H122V177H123V174H121ZM138 175H139V176L141 175L140 172L138 173ZM147 175H148V176H147ZM153 175H154V174H153ZM153 175H152V178L154 179V177L157 176V175H155L154 177H153ZM1 176H3V174L0 175V177H1ZM31 176H30V177H31ZM65 176H66V175H65ZM65 176H63V177H65ZM68 176H70V177H67V176H66V177L68 178V180H71V178H72L71 175H68ZM107 176H108V177H107ZM135 176H136V174H135ZM164 176H165V173H164ZM8 177H7V178H8ZM30 177H29L28 180L32 181L31 179H33L34 176L31 177V179H30ZM36 177H38V176H36ZM51 177H52V176H51ZM66 177H65V180H67ZM111 177H112V176H111ZM111 177H110V180H111ZM122 177H121V176H117V178H122ZM140 177H141V176H140ZM143 177H144V176H142V178H143ZM186 177H187V174H186ZM3 178H4V177H3ZM16 178H17V177H16ZM34 178H35V177H34ZM58 178H59V177H58ZM58 178H56V179H58ZM60 178H62V177L60 176ZM69 178H70V179H69ZM90 178H93V179H94V178H96V176H95V177L92 176V177H90ZM90 178H89V180H90ZM98 178H99V176H98ZM177 178H179V177L173 175V180H175V182H177ZM35 179H36V178H35ZM53 179H54V178H53ZM83 179H84V178H83ZM85 179H86V177H85ZM85 179H84V180H85ZM112 179H114V177H112ZM115 179H116V177H115ZM122 179H123V178H122ZM128 179H129V178H128ZM128 179H127V180H128ZM137 179H138V178H137ZM143 179H144V178H143ZM161 179H162V176H161ZM167 179H168V178H167ZM181 179H182V177H181ZM181 179H178V180H181ZM206 179H207V178H206ZM26 180H27V179H26ZM51 180H52V179H51ZM59 180H63V179H59ZM59 180H58V181H59ZM65 180L63 181V183L65 182ZM68 180H67V181H68ZM84 180H83V181H84ZM101 180H102V179H101ZM104 180H102V181L105 182ZM124 180H126V179L124 178ZM129 180H130V179H129ZM129 180H128V181H129ZM147 180H148V183H150V181H152V180H150V179H147ZM149 180H150V181H149ZM155 180H156V178H155ZM162 180H163V179H162ZM168 180H171V182H172V178H171V179H168ZM183 180H184V179H183ZM183 180H182V182H183ZM199 180H200V178H199ZM203 180H204V179H203ZM44 181L46 182V180H44ZM71 181H72V185H73V181H74L73 178H72ZM96 181H97V180H96ZM99 181H100V180L98 179V183H100V185H102V187H101L100 185L98 186L97 183H94L95 181H94V182H91V181H90V183H94V184H96L95 187H96V188H99V187H100V189L103 188V186H104V188L107 187L106 189H109V191H110L109 184H110L111 182H109L108 185H106L108 182H107V183L105 182V183H106V184H105L106 186H105V185H103L104 183L101 184L102 182H99ZM117 181H118V180H117ZM119 181H120V180H119ZM119 181H118V182H119ZM128 181H126V182L128 183ZM140 181H141V178H140ZM21 182H22V181H21ZM24 182H25V180H24ZM42 182H43V181H42ZM45 182H44L43 184H44V185L46 184L45 186H48L49 191H48V190H47V191H48V192H50V190H51L52 192L55 191L54 193H51V196L53 197V194H54V197H55V193L58 192V189H56V186H55V189H56V190L54 189V191H53V189H50V188H49V186H50L51 184H48V185H47V183H45ZM53 182L55 183V181H53ZM69 182H70V181H69ZM113 182H114V181H113ZM118 182H117V183H118ZM121 182H122V180H121ZM133 182H134V181H133ZM136 182H137V181H136ZM141 182H142V181H141ZM143 182H144V181H143ZM153 182H154V180H153ZM171 182H170L171 185L174 184V183H171ZM179 182H180V181H179ZM28 183H31V182H27L26 184H28ZM33 183H34V182H33ZM35 183H36V182H35ZM37 183H38V180H37ZM50 183H52V182H50ZM58 183H60V181H59ZM63 183H62V185H63ZM129 183H130V182H129ZM145 183H147V181H146ZM145 183H144V184H145ZM40 184H41V183H40ZM60 184H61V183H60ZM65 184H71V183H65ZM86 184H87V183H86V180H85V187H86ZM111 184H112V183H111ZM114 184H116V181H115ZM131 184L133 185V183H131ZM180 184L182 185V183H180ZM180 184H179V185H180ZM183 184H184V183H183ZM193 184H194V181H193ZM193 184H192V185H193ZM44 185H43V186H44ZM62 185H61V187H62ZM72 185H71V186H72ZM74 185H75V184H74ZM91 185L93 186V184H91ZM121 185H122V184H120V186H121ZM132 185H131V187H132ZM168 185H169V183H168ZM171 185H169V186H171ZM174 185H175V184H174ZM29 186H30V185H29ZM31 186H32V187H35V185H32V184H31ZM38 186H39V188H40V185H39V184H38ZM45 186H44V187H45ZM65 186H66V185H65ZM65 186L63 185L64 188H65ZM67 186H68V185H67ZM67 186H66V187H67ZM97 186H98V187H97ZM111 186H112V185H111ZM118 186H119V185H118ZM120 186H119V188H120ZM122 186H123V185H122ZM127 186H129V185L126 184L125 187H127ZM133 186H135V185H133ZM161 186H162V184H161ZM169 186H168V187H169ZM200 186H201V185H200ZM52 187H54V185H53ZM59 187H60V185H59ZM90 187H91V186H90ZM95 187H94V188H95ZM113 187H114V186H112V189H111V190H114ZM115 187H117V186L115 185ZM136 187H137V186H136ZM168 187L166 188V190L168 189ZM179 187H181V186H179ZM128 188H130V187H128ZM132 188H133V187H132ZM172 188H173V187H172ZM172 188H169L168 190H170V191L167 190V192H171V189H172ZM175 188H176V187H175ZM35 189L37 190V187H35ZM35 189H34V190H35ZM43 189L45 190V188L42 187V189H41L40 191L45 192ZM67 189L69 190V187H68ZM70 189H71V188H70ZM84 189H86V188H84ZM84 189H83V190H84ZM100 189H99V191H100ZM130 189H131V188H130ZM135 189H136V188H134V190H135ZM148 189H150V188H148ZM176 189H177V190H176ZM176 189L174 190V191H176V192H175L176 195H175V193H171L172 195L174 194L173 199L169 198V196H168L169 194L166 195L167 198L164 199V202H166V204H168V205H169V204H170V205L173 204V207H175V206H174L175 203H177V205H178V202H184V201H185V200H184V196H185V194H184V193H185V192H184V188L181 187V189H179V188H176ZM178 189H179V190H178ZM36 190H35V191H36ZM38 190H39V189H38ZM65 190H66V188H65ZM87 190H89V189H87ZM87 190H86V191H87ZM95 190H97V189H95ZM101 190H102V189H101ZM103 190H104V189H103ZM103 190H102V191H103ZM117 190H118V189H117ZM117 190H116V191H117ZM132 190H133V189H132ZM136 190H137V189H136ZM150 190H151V189H150ZM150 190H149L148 192L146 191V195H150V198H151V199H152V195H151V193H152V194L155 193L156 196H161V195L158 193V190H159V192H160V189H159V188H158L156 191L153 190L154 192H151ZM164 190H165V189H164ZM172 190H173V189H172ZM40 191H39V192H40ZM47 191H46V193H47ZM61 191L63 192V189H61ZM177 191H178V192H177ZM62 192H61V193H62ZM82 192H83V191H81V193H82ZM88 192H89V191H87L86 193H88ZM91 192H92V191H91ZM105 192H108V191L106 190ZM150 192H151V193H150ZM156 192H157L158 194H156ZM172 192H173V191H172ZM35 193H36V192H35ZM84 193H85V191H84ZM94 193H95V192H94ZM96 193H97V191H96ZM98 193H99V192H98ZM110 193H112V192H109V195H110ZM116 193H118V192H116ZM128 193H129V191H128ZM40 194H41V192H40ZM44 194H45V193H44ZM44 194H43V195H44ZM64 194H66V193H64ZM166 194H167V193H166ZM171 194H170V195H171ZM43 195H40V196H39V195L37 194V195H34V196H35V198H36L37 196H39L38 199H40L41 197L43 198L46 194H45L44 196H43ZM47 195H48V194H47ZM85 195H86V194H85ZM99 195H100V194H99ZM99 195H98V196H99ZM101 195H102V194H101ZM109 195H108V196H109ZM115 195H116V194H115ZM124 195H125V194H124ZM128 195H129V194H128ZM130 195H131V194H130ZM155 195H153L154 198L156 197ZM172 195H171V196H172ZM32 196H33V195H32ZM34 196L32 197L34 200H33V199L30 200V202H31V201H34L33 203H38V204H40L38 201H35ZM58 196H59V195H58ZM83 196H84V195H83ZM102 196H103V195H102ZM105 196H107V195H105ZM111 196H112V195H110V197H111ZM163 196H164V195H163ZM125 197H126V196H125ZM28 198H29V197H28ZM28 198H23V199H27V200H28ZM85 198H86V197H85ZM95 198H96V196H95ZM106 198L109 200L108 197H106ZM115 198H117V197H115ZM115 198H114V199H115ZM127 198H128V197H127ZM132 198H133V197H132ZM159 198H160V197H159ZM0 199H1V198H0ZM5 199H6V198H5ZM29 199H30V198H29ZM88 199H89V198H88ZM107 199H105V200L108 201ZM148 199H149V196L147 197L146 200H148ZM151 199H149V200L151 201ZM155 199L158 200V201H160V199H157V197H156ZM161 199H162V197H161ZM101 200H104L103 197H102ZM105 200H104V201H105ZM134 200H135V199H134ZM146 200H145V202H146ZM149 200H148V201H149ZM156 200H154L155 203L157 202ZM183 200H184V201H183ZM41 201H42V200H41ZM41 201H40V202H41ZM45 201H46V200H45ZM45 201H44V204H45ZM48 201H49V200H48ZM81 201H83V200H81ZM93 201H95V200H93ZM104 201H103V203H104ZM150 201H149V202H150ZM42 202H43V201H42ZM42 202H41V203H42ZM53 202H54V201H53ZM71 202H72V201H71ZM71 202H69V203H71ZM88 202H89V200H88ZM110 202H111V198H110ZM113 202H114V201H113ZM113 202H112V203H113ZM127 202H128V201H127ZM145 202H143V203L146 205ZM149 202H148V204H151V203H149ZM160 202H161V201H160ZM69 203H67V204H69ZM89 203H90V202H89ZM118 203H119V202H118ZM139 203H140V202H139ZM139 203H138V202L136 203V202L134 201V204H138V207H139V208H140V206L143 205L142 208L145 209L144 204H142V203L139 204ZM155 203H154V204H155ZM157 203H158V202H157ZM31 204H32V202H31ZM44 204H40V205L43 206ZM72 204H74V203L72 202ZM99 204H101V203H99ZM113 204H114V203H113ZM129 204H130V203H129ZM129 204H128V205H129ZM134 204L131 205V206H132V207H133V206L135 207ZM154 204H152L153 207L158 205V204H157V205H156V204L154 205ZM40 205H38V207H39ZM45 205H50V206H51V204H45ZM90 205H91V203L89 204V206H90ZM105 205H107V204H105ZM105 205L103 204L104 207H105ZM108 205H109V204H108ZM114 205H115V204H114ZM118 205H119V204H118ZM152 205H151V206H152ZM168 205H167V206H168ZM170 205H169V206H170ZM52 206H53V205H52ZM59 206H60V205H58V207H59ZM66 206H68V205H66ZM73 206H74V205H73ZM89 206H88V207L86 206L87 209L91 207V206H90V207H89ZM93 206H96V204L94 203ZM93 206H92V209H93ZM148 206H150V205H148ZM151 206H150L149 208H150V209L152 208V210H150V209L148 208V209H149V211H148V209H147V205H146L147 212H149V213H154V212H155L154 209L156 210V207H154V209H153V207H151ZM165 206H166V205H165ZM167 206H166V207H167ZM60 207H61V206H60ZM112 207H114V206H112ZM116 207H117V206H115V208H116ZM132 207L130 208V206H129L130 209L128 208L127 211L129 212V211L133 210L134 208H132ZM136 207H137V205H136ZM0 208H1V207H0ZM43 208H44V207H43ZM53 208H54V207H53ZM56 208H57V207H56ZM56 208H55V209H56ZM78 208H79V207H78ZM81 208H82V207H81ZM115 208H114V209H115ZM139 208H136V209L133 210V211H135V212L137 213L138 211H136V210H141V208H140V209H139ZM175 208H176V207H175ZM175 208H174V209H175ZM46 209H47V208H46ZM55 209H53V210H55ZM70 209H71V208H70ZM83 209H84V208H83ZM87 209H86V210H87ZM90 209H91V208H90ZM96 209H97V208H94V211H95ZM101 209H102V208H101ZM109 209H110V207H109ZM111 209H112V208H111ZM166 209H169V210H166ZM166 209L163 210L164 213H163L162 216L166 215V217H163V219H166V220H167V219H171V217H170V218H167V217L172 216V215H169V214H170V213H169V214H168L169 216H168L166 213H168V212H170V211H173V209H172V208L170 209L169 207H167ZM190 209H191V208H190ZM50 210H51V209H50ZM71 210H72V209H71ZM97 210H98V209H97ZM107 210H108V209H107ZM142 210H143V209H142ZM142 210H141V211H142ZM165 210L168 211V212H165ZM48 211H49V208H48ZM55 211H56V210H55ZM64 211H65V210H64ZM72 211H74V209H73ZM72 211H71V212H72ZM79 211H80V209L78 210V213H79ZM144 211H145V210H143V212H144ZM152 211H153V212H152ZM182 211H183V210H182ZM4 212H5V210H4ZM4 212H3V213H4ZM31 212H32V214H33V210H32ZM51 212H52V210H51ZM56 212H57V211H56ZM89 212H90V211H89ZM89 212H88V214H89ZM95 212H97V211H95ZM111 212H113V211H111ZM147 212H146V214H147ZM175 212H177V209L175 210ZM175 212H174V213H175ZM178 212H179V211H178ZM0 213H1V212H0ZM53 213H54V212H53ZM58 213H59V212H58ZM99 213H100V211H99ZM99 213H98V214H99ZM101 213H103V212H101ZM14 214H15V213H14ZM26 214L28 215V214H31V213H26ZM26 214H25V215L23 214V215H24V218H26ZM32 214H31V215H28V216H30V217L27 216V218H31ZM40 214H41V212H40ZM42 214H43V213H42ZM45 214H46V212H45ZM74 214L77 216V213H76V212H74ZM82 214H83V212H82ZM82 214L80 213V215H82ZM88 214H87V215H88ZM103 214H104V213H103ZM114 214H115V213H114ZM114 214H113L112 216H114ZM54 215H55V213H54ZM65 215H66V214H65ZM87 215L85 214V216H87ZM173 215H174V214H173ZM175 215H176V213H175ZM175 215H174V216H175ZM18 216H19V215H18ZM21 216H22V215H20V217H21ZM36 216H38V213H37ZM36 216H35V217H36ZM47 216H48V215H47ZM49 216H50V215H49ZM58 216H59V215H58ZM58 216H57V217H58ZM67 216H68V215H67ZM76 216H75V218H76ZM95 216H96V215H95ZM127 216H128V215H127ZM147 216H148V217H146L145 220L147 219L146 222H147V224H148V223H150L149 221H152V219L149 220V219H150V218H149V215L147 214ZM154 216H156V215H154ZM174 216H173V217H174ZM179 216H180V215H179ZM41 217H42V216H41ZM45 217H46V216H45ZM55 217H56V216H55ZM55 217H54V218H55ZM68 217H69V216H68ZM83 217H84V215H83ZM98 217H99V215H98ZM156 217H157V216H156ZM156 217H154V218H156ZM176 217H177V216H176ZM176 217H175V218H176ZM22 218H23V217H22ZM32 218H34V216H32ZM32 218H31V219H32ZM48 218H49V217H48ZM48 218H47V219H48ZM51 218H53V217H51ZM51 218H49V219H51ZM85 218H86V217H85ZM85 218H84V219H85ZM101 218H102V216H101ZM111 218H112V217H111ZM122 218H123V217H122ZM128 218H129V217H128ZM128 218H127V219H128ZM177 218H178V217H177ZM19 219L21 220V218H19ZM35 219H36V218H35ZM47 219H45V220H46V223H47V222L49 223V221H48ZM55 219H56V218H55ZM58 219H59V218H58ZM81 219H82V218H81ZM86 219H87V218H86ZM103 219H104V218H103ZM103 219H102V220H103ZM23 220L25 221L26 219H23ZM29 220H30V219H29ZM37 220H38V219H37ZM102 220H101V221H102ZM108 220H109V219H108ZM120 220H121V219H120ZM125 220H126V219H125ZM145 220H144V221H145ZM148 220H149V221H148ZM166 220H165V221H166ZM6 221H8V220L6 219ZM50 221L52 222V220H50ZM85 221H86V220H85ZM87 221H88V220H87ZM87 221H86V222H87ZM99 221H100V220H99ZM103 221H105V220H103ZM111 221H112V220H111ZM144 221H143V222H144ZM25 222H26V221H25ZM44 222H45V221H43V223H44ZM71 222H72V221H71ZM106 222H107V220H106ZM124 222H125V221H124ZM161 222H162V224H166V223H163L162 220H161ZM167 222H168V221H167ZM169 222H170V221H169ZM169 222H168V223H169ZM6 223H7V222H6ZM31 223H33V221H32ZM36 223H37V221H36ZM95 223H96V222H95ZM98 223H99V222H98ZM26 224H28V219H27V223H26ZM26 224H25V225H26ZM150 224H153V223L151 222ZM22 225H23V223H22ZM25 225H24V226H25ZM42 225H43V224H41V227H44V226H42ZM46 225H48V224H46ZM49 225H50V224H49ZM20 226H21V224H20ZM26 226H27V225H26ZM29 226L32 227V225H30V224H29ZM34 226H35V225H34ZM60 226H61V225H60ZM5 227H6V226H5ZM27 228H29V227H27ZM37 228H40V227H37ZM37 228H36L35 231H38V230H39V229L37 230ZM17 229H18V227H17ZM19 229H20V228H19ZM19 229H18V232H21L24 228L22 229V227H21V229H20L21 231H20ZM40 229H41V228H40ZM15 230H16V228H15ZM23 231L25 232V230H23ZM35 231H34V233H37V232H35ZM15 232H17V230H16ZM18 232H17V234H18ZM24 232H23V233H24ZM26 232H27V231H26ZM50 232H51V231H50ZM23 233H22V234H23ZM17 234H15L17 238L15 237V235H13L15 241H18V235H17ZM25 234H26V233H25ZM32 234H33V233H32ZM39 234H40V233H39ZM19 235H20V234H19ZM29 235H30V233H29ZM42 235H43V234H42ZM31 236L34 237V235H31ZM31 236H30V239L32 240V237H31ZM194 236H195V235H194ZM20 237H21V235H20ZM20 237H19V238H20ZM27 237H29V236H27ZM27 237H25V238H27ZM39 237H40V236H39ZM42 237H43V236H42ZM55 237H56V236H55ZM10 238H11V237H10ZM21 238H23V237H21ZM56 239H58V238H56ZM14 240H13V241H14ZM19 240H20V239H19ZM21 240H22V239H21ZM23 240H24V239H23ZM23 240H22V241H23ZM28 240H29V238H28ZM33 240H34V239H33ZM33 240H32V242H33ZM4 241H5V240H4ZM4 241H3V242H4ZM9 241H11V240H9ZM13 241H12V242H13ZM29 241H30V240H29ZM12 242H11V243H12ZM18 242H19V241H18ZM24 242H26V239H25ZM32 242H31V243H32ZM4 243H6V242H4ZM9 243H10V242H9ZM26 243H27V242H26ZM50 243H51V242H50ZM53 243H54V242H53ZM53 243H52V244H53ZM95 243H96V242H95ZM19 244L21 245L20 242H19ZM33 244H34V242H33ZM97 244H98V243H97ZM7 245H8V244H7ZM20 245H19V246H20ZM22 245H23V244H22ZM31 245H32V244H31ZM24 246H25V245H24ZM24 246H21V248L24 247ZM27 246H28V245H27ZM34 246L36 247V245H34ZM34 246H33V247H34ZM3 247H4V246H3ZM98 247H99V245H98ZM10 248H11V245H10ZM21 248H20V249H21ZM25 248H27V247H25ZM96 248H97V247H96ZM20 249H19V250H20ZM11 250H12V249H11ZM14 250H15V248H14ZM14 250H13V251H14ZM24 250H25V249H22L21 251H24ZM27 250H28V249H27ZM13 251H12V252H13ZM9 252H10V250H9ZM17 253L20 254L21 252H17ZM98 253H100V252H97V254H98ZM101 255H105V254H101ZM41 256H42V255H41ZM105 256H106V255H105ZM35 257H36V256H35ZM101 257H102V256H101ZM103 257H104V256H103ZM103 257H102V259H103ZM38 258H39V257H38ZM41 258H43V257H41ZM98 258H99V257H98ZM39 259H40V258H39ZM105 259H106V257H105ZM96 260H97V259H96ZM103 262H104V260H103Z\"/></svg>",
	"mask_w": 264,
	"mask_h": 264
}]
</instances>
